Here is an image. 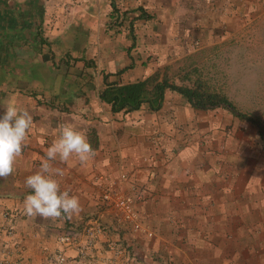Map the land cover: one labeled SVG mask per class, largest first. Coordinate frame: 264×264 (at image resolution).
<instances>
[{
	"label": "crops",
	"instance_id": "0c3cea01",
	"mask_svg": "<svg viewBox=\"0 0 264 264\" xmlns=\"http://www.w3.org/2000/svg\"><path fill=\"white\" fill-rule=\"evenodd\" d=\"M68 1H43L47 44L25 43L17 34L0 32V44L9 48L0 51V117L4 105L14 100L33 118L22 159L10 176L0 178V248L10 251L0 249V264H47L56 236L78 234L92 217L109 227V238L127 248L130 256L122 264H264V144L259 131L221 106L193 108L169 90L153 111L142 104L111 112L99 97L105 81H133L157 67L152 44L168 32L171 13L162 6H171L172 0H83L80 6H67ZM181 1L175 5L188 6ZM20 2L24 0H9L6 6L18 8ZM140 9L158 10L160 16L167 9L164 23L158 16H137ZM65 122L84 130L96 153L86 167L55 162L65 169L62 188L80 197L83 211L55 222L27 217L23 200L31 190L24 179L39 166L55 129ZM154 131L165 135L159 147L147 140ZM107 185L135 186L141 192L136 208L150 235L113 228L109 209L98 197ZM3 211L15 213L10 234L2 230ZM94 250L95 255L104 253L105 242ZM81 259L99 261L88 254Z\"/></svg>",
	"mask_w": 264,
	"mask_h": 264
},
{
	"label": "rangeland",
	"instance_id": "374dc122",
	"mask_svg": "<svg viewBox=\"0 0 264 264\" xmlns=\"http://www.w3.org/2000/svg\"><path fill=\"white\" fill-rule=\"evenodd\" d=\"M185 1L181 5L188 6H176V0L171 6H162L170 9L171 19L166 35L152 44V60L159 63L155 65L191 66L186 68L191 75L197 74L198 68L210 86L264 128V0ZM81 3L83 0H70L67 6ZM166 10H161L160 16L152 9L153 19L158 16V22L164 23ZM153 25L159 31L160 25ZM178 78L173 77L181 82ZM240 120L258 130L255 123Z\"/></svg>",
	"mask_w": 264,
	"mask_h": 264
},
{
	"label": "clouds",
	"instance_id": "9594fccd",
	"mask_svg": "<svg viewBox=\"0 0 264 264\" xmlns=\"http://www.w3.org/2000/svg\"><path fill=\"white\" fill-rule=\"evenodd\" d=\"M56 91L59 90L57 83ZM0 117V178L10 176L14 166L23 157V148L29 140L33 118L29 111L10 100ZM95 150L87 134L71 122H65L55 129L54 139L44 149L39 166L29 170L24 187L31 190L23 200V212L27 217L58 221L79 217L83 211L80 197L69 188H62L61 178L65 169L57 166L69 162L86 167L95 157Z\"/></svg>",
	"mask_w": 264,
	"mask_h": 264
},
{
	"label": "trees",
	"instance_id": "16d2710c",
	"mask_svg": "<svg viewBox=\"0 0 264 264\" xmlns=\"http://www.w3.org/2000/svg\"><path fill=\"white\" fill-rule=\"evenodd\" d=\"M8 2L9 0H0V32L3 31L4 36L11 33L13 36L17 34V37H20L21 41L25 43H29L31 40L32 44H37V46L47 44L46 39L42 35L41 26L44 11L43 0H24V2L18 3L22 5L18 8L6 6ZM111 11L113 13L117 12L114 4H111ZM125 11H120V15ZM118 14L117 16H120ZM117 16L115 15V19H117ZM137 16L151 18L152 14L140 9V13ZM14 29L16 33L13 32ZM134 44V41H132L129 47H133ZM8 49V47L5 48L3 44H0V51ZM41 57L47 59L49 56L47 52H43ZM187 67L191 66L184 67L179 64L174 66V64L166 63L155 67L146 76L133 81L124 83L105 81L99 91V97L108 105L111 112H127L139 108L142 104H145L147 109L153 111L160 107L165 90L175 91L183 95L193 108L207 109L220 105L233 115L255 123L264 144V128L259 122L252 116L237 109L225 94L210 86L206 78L201 76L198 68H195L197 74L191 75L190 68L186 69ZM174 76L177 78L179 76L178 79L182 81L175 82ZM184 80L185 82H183Z\"/></svg>",
	"mask_w": 264,
	"mask_h": 264
},
{
	"label": "built area",
	"instance_id": "2783aa9c",
	"mask_svg": "<svg viewBox=\"0 0 264 264\" xmlns=\"http://www.w3.org/2000/svg\"><path fill=\"white\" fill-rule=\"evenodd\" d=\"M165 137L162 131H154L147 136L148 142L154 147H159L161 140ZM121 177L125 176L122 171ZM99 199L104 202L109 209V214L114 224V229L129 228L132 231H141L151 234V230L142 223L136 202L141 200V192L132 187H113L104 186L100 189ZM14 212L3 211L2 215L5 222L2 230L6 234L12 232V221ZM109 227L96 217L86 222L81 231L74 235L62 233L56 236V246L47 255V264H86L81 258L85 255L96 257L99 261L96 264H122V259H129L128 250L125 246L118 243L117 239L108 237ZM105 242V251L95 255L97 244ZM74 249L75 254L69 255L67 249Z\"/></svg>",
	"mask_w": 264,
	"mask_h": 264
}]
</instances>
